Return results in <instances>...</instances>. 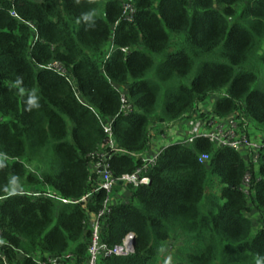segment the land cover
Returning <instances> with one entry per match:
<instances>
[{"label":"trees","instance_id":"16d2710c","mask_svg":"<svg viewBox=\"0 0 264 264\" xmlns=\"http://www.w3.org/2000/svg\"><path fill=\"white\" fill-rule=\"evenodd\" d=\"M127 3L132 21L123 16ZM263 40L264 0H0V264H37V256L68 249L83 264L85 221L105 192L84 204L28 189L48 186L68 199L92 190L90 154L106 137L94 111L112 120L114 140L128 152L110 159L115 177L140 163L129 153L149 147L152 125L182 119L211 96L217 113L240 107L264 127V91L252 70L264 60ZM221 58L227 62L212 60ZM53 60L74 77L82 101L44 68ZM120 90L129 113L120 112ZM203 152L207 164L198 162ZM25 160L42 171H28ZM247 169L237 152L202 138L169 145L101 230L111 247L134 232V252L100 264H157L169 240L180 245L167 264H264V150L258 171L249 167V197L241 190ZM213 180L219 191L208 194ZM15 184L22 191L10 193Z\"/></svg>","mask_w":264,"mask_h":264},{"label":"built area","instance_id":"2783aa9c","mask_svg":"<svg viewBox=\"0 0 264 264\" xmlns=\"http://www.w3.org/2000/svg\"><path fill=\"white\" fill-rule=\"evenodd\" d=\"M14 17H18L14 9L10 11ZM134 7L132 3H127L123 7V16L126 20L132 21ZM34 28V24H30ZM122 51H127L128 48H121ZM48 70H52L63 76L67 82L73 87L75 96L82 101L81 94L77 88L76 80L68 72V69L60 61L53 60L44 66ZM120 112L129 113L132 111L128 98L122 90ZM216 96H211L209 99L198 103L197 107L192 110L188 116L171 122L166 126L157 128L152 125L150 132L149 147L141 153H129L133 158H136L140 163L130 173H124L119 177H115L110 169V159L116 154H127L128 152L120 148L113 137L112 120L102 118L99 114L96 115L100 119V123L106 133L104 143L93 153L90 154L88 170L93 177V188L90 192L84 194L79 199H68L59 196L54 191L43 190L41 192H32L34 195H45L49 198L56 199L62 203H84L93 196V194L102 190L105 192V198L95 212H90L93 215L91 223L85 221L90 232L89 241L86 248V255L83 264H100L103 258L108 256H129L134 252L135 234L128 232L122 238L119 244L109 246L102 239L101 230L105 223L111 208L114 206V201L111 199V192L118 182L129 187H136L140 184L147 183L150 179L147 175L149 168L153 167L158 156L163 150L172 144L190 145L196 139L202 138L207 140L214 150L221 148H229L239 154L241 159L247 166V171L242 180V192L249 197L250 182H251V166L254 172L258 171L261 152L264 150V135L255 134L250 128L251 119L243 115L242 109L239 107L232 110L228 114L221 115L214 110ZM250 120V121H249ZM165 127V128H164ZM159 138L164 144L158 145L157 148H152L151 140ZM211 154L207 152L198 155V162L202 164L209 163ZM13 186L10 193H18ZM89 214V213H88ZM2 231L0 228V242H2ZM171 250V247L167 246ZM0 258L5 262L6 257L3 251H0ZM6 263V262H5ZM37 264H75V257L68 249L58 256L44 255V258L36 257Z\"/></svg>","mask_w":264,"mask_h":264},{"label":"rangeland","instance_id":"374dc122","mask_svg":"<svg viewBox=\"0 0 264 264\" xmlns=\"http://www.w3.org/2000/svg\"><path fill=\"white\" fill-rule=\"evenodd\" d=\"M259 54H264V40H263V42H262V48H261V50L259 51ZM213 61L215 60V62L216 63H225V62H227V60L226 59H223V58H221V59H212ZM253 70V72L257 75V81H256V83H255V87L257 88V89H259V90H262V91H264V60L263 61H260V62H258L257 64H256V66L252 69ZM196 72H197V68L196 67H194V69L192 70V74H196ZM188 81V80H187ZM188 84L190 83V81H188L187 82ZM209 99V98H208ZM250 121V120H249ZM161 127H163L162 125H158V127L157 128H161ZM165 128V127H164ZM250 128L252 129V131H254V133L255 134H260V135H264V127H262V126H260V125H258L257 123H255L254 121H250ZM151 143H152V148H157L158 147V145H161V144H164V142L163 141H161L159 138H155L154 140H151ZM24 163H25V165H26V167H27V169H28V171H30V172H37V173H39L40 171H42V169L40 168V166H38V164L37 163H35V162H32V161H28V160H25L24 161ZM36 165L38 166L37 168H36ZM123 184V183H122ZM219 188H220V186H219V184L217 183V181L216 180H213L212 181V183L209 185V187H208V194H217L218 193V191H219ZM13 189L14 190H18V191H22V187L21 186H19V185H17V184H15L14 186H13ZM33 189H41V190H52L50 187H48V186H39L38 188H33V187H30L28 190H30L29 192H31ZM24 192H28V191H24ZM28 192V193H29ZM116 191L113 189L112 190V193H111V195L113 196V194L115 193ZM114 197V196H113ZM250 215L253 217V222H254V225L255 226H259L262 222L259 220L260 219V217H259V214L256 212V211H252V213H250ZM180 242L179 241H177V240H172V241H168V243H167V246H169V247H171L173 250L172 251H174L175 250V248L177 247V246H179L180 244H179Z\"/></svg>","mask_w":264,"mask_h":264},{"label":"crops","instance_id":"0c3cea01","mask_svg":"<svg viewBox=\"0 0 264 264\" xmlns=\"http://www.w3.org/2000/svg\"><path fill=\"white\" fill-rule=\"evenodd\" d=\"M114 190L116 191L113 194L114 197L112 195H110L111 199H113V201H114V205L117 203L123 202V201H127L131 197V194H132L130 187L122 184L121 182H118L115 185ZM92 220H93V215L91 213H89L87 216V223L90 224ZM172 252L173 251L170 248H168L167 246H166V248L164 247L157 264L170 263L172 261V256H171Z\"/></svg>","mask_w":264,"mask_h":264},{"label":"clouds","instance_id":"9594fccd","mask_svg":"<svg viewBox=\"0 0 264 264\" xmlns=\"http://www.w3.org/2000/svg\"><path fill=\"white\" fill-rule=\"evenodd\" d=\"M84 18H85V19H89V17H87V16H86V17H84Z\"/></svg>","mask_w":264,"mask_h":264}]
</instances>
